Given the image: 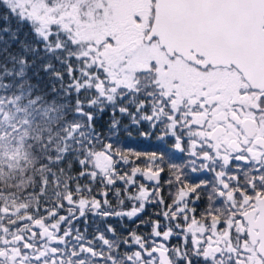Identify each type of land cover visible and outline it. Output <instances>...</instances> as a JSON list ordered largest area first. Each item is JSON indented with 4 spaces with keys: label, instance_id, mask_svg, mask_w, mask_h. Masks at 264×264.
<instances>
[{
    "label": "snow or ice",
    "instance_id": "obj_1",
    "mask_svg": "<svg viewBox=\"0 0 264 264\" xmlns=\"http://www.w3.org/2000/svg\"><path fill=\"white\" fill-rule=\"evenodd\" d=\"M0 264H264V0H0Z\"/></svg>",
    "mask_w": 264,
    "mask_h": 264
},
{
    "label": "trees",
    "instance_id": "obj_2",
    "mask_svg": "<svg viewBox=\"0 0 264 264\" xmlns=\"http://www.w3.org/2000/svg\"><path fill=\"white\" fill-rule=\"evenodd\" d=\"M157 142L155 140H152L150 142H144L143 144L135 143L133 144V147H136L140 150H153V145H155ZM179 155V154H177ZM175 162L179 163V160H176Z\"/></svg>",
    "mask_w": 264,
    "mask_h": 264
},
{
    "label": "flooded vegetation",
    "instance_id": "obj_3",
    "mask_svg": "<svg viewBox=\"0 0 264 264\" xmlns=\"http://www.w3.org/2000/svg\"><path fill=\"white\" fill-rule=\"evenodd\" d=\"M90 231H91V229H90Z\"/></svg>",
    "mask_w": 264,
    "mask_h": 264
}]
</instances>
